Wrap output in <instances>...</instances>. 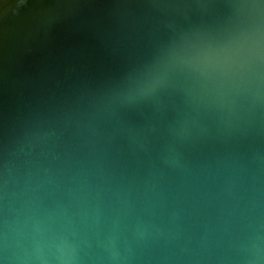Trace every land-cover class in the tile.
Wrapping results in <instances>:
<instances>
[{
  "label": "water",
  "instance_id": "water-1",
  "mask_svg": "<svg viewBox=\"0 0 264 264\" xmlns=\"http://www.w3.org/2000/svg\"><path fill=\"white\" fill-rule=\"evenodd\" d=\"M0 264H264V0H0Z\"/></svg>",
  "mask_w": 264,
  "mask_h": 264
}]
</instances>
